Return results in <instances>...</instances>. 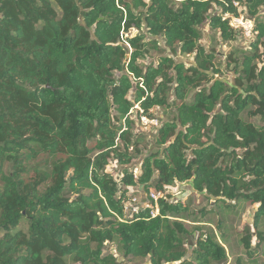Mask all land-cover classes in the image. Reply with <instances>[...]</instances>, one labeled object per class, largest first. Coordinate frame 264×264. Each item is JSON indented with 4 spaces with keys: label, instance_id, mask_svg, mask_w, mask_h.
Returning a JSON list of instances; mask_svg holds the SVG:
<instances>
[{
    "label": "trees",
    "instance_id": "trees-1",
    "mask_svg": "<svg viewBox=\"0 0 264 264\" xmlns=\"http://www.w3.org/2000/svg\"><path fill=\"white\" fill-rule=\"evenodd\" d=\"M263 8L264 0H0V264H125L107 252L109 243L125 260L222 263L226 249L212 235L187 259L190 233L176 219L190 213L189 203L167 195L156 217L126 214L130 189L166 193L191 180L224 210L257 206L256 233L246 227L242 243L249 256L260 253ZM226 15L251 21L254 36L229 57L231 88L209 74L216 56L201 45L207 23L225 42L245 36ZM157 38L195 65L163 55L146 64L162 51ZM136 106L149 116L156 108L175 113L161 122L137 176ZM111 160L122 168L118 178L107 171Z\"/></svg>",
    "mask_w": 264,
    "mask_h": 264
},
{
    "label": "rangeland",
    "instance_id": "rangeland-1",
    "mask_svg": "<svg viewBox=\"0 0 264 264\" xmlns=\"http://www.w3.org/2000/svg\"><path fill=\"white\" fill-rule=\"evenodd\" d=\"M261 15H264V8L261 10ZM238 20L243 19V24L247 28L245 31V36L240 37L234 42H225L221 39L220 35L213 31L208 23L201 28L202 40L201 45L205 48L208 53H214L216 56L215 67L209 74L214 78V81H221L227 85V87H235V80L237 74L235 72L236 66L229 60L231 54H237V50H247L249 49L250 42L254 40V36L246 34L247 31L252 32L253 23L249 20H246L245 17L237 18ZM231 21V20H230ZM238 25V24H237ZM159 47L162 50L161 52L151 51V54L148 58L145 59L146 64L156 63V59L159 55L169 56L174 58L177 62L184 63L186 66L195 65L193 55H182L180 50H171L165 46V41L162 38H157ZM230 61V62H229ZM115 76L118 77L119 74L115 73ZM212 85V84H210ZM209 85V86H210ZM136 94L135 88L130 92L129 98L134 100ZM134 109L131 114L135 113ZM155 116L159 117L161 122L165 120H174L175 113L169 114V111H162L156 108L154 113ZM244 118L247 121H251L246 115ZM134 137H140L141 145L139 146L140 153L136 155L130 168L134 171L140 169L142 163L146 156L150 155L154 149L155 145V135L153 132L146 131L141 127L137 121H135L133 126ZM121 167L115 160H111L110 165L107 167V171L111 173L114 177H119ZM6 171H10V167L6 166ZM139 173V172H138ZM154 190V188L150 189ZM148 191V193L150 192ZM141 192H146L144 187L140 186L136 189H130L131 197H136L140 201ZM147 193V192H146ZM170 195V201L172 202H186L191 205V211L189 214L179 216L176 220L182 222L189 231L187 236V248L188 256L187 259H190L193 249L196 248V242L200 237L206 235H212L219 242L227 252V260L222 263L213 262L212 264H237V261L240 260L242 264H264V247L261 248L262 251L257 253L256 256L251 257L247 254L242 240L245 237L246 227H249L253 233L255 228L253 227L255 212L257 206H242L233 210H224L222 206L217 204V200L214 198L203 199L201 194H198L193 187L188 184H176L173 187L167 188L166 193H162L163 197ZM206 208L208 211L207 215H202L201 210ZM220 221L223 222V227H219ZM259 230L264 233V219L259 225ZM226 233L228 241H222V233ZM258 244V239L256 235H253L252 246L256 247ZM119 246L117 243H109L106 246L107 252L112 253L116 256L119 261L124 262L125 264H149V261L143 259H134L128 258L124 259L122 254L118 251ZM68 264H75L71 259H67Z\"/></svg>",
    "mask_w": 264,
    "mask_h": 264
},
{
    "label": "built area",
    "instance_id": "built-area-1",
    "mask_svg": "<svg viewBox=\"0 0 264 264\" xmlns=\"http://www.w3.org/2000/svg\"><path fill=\"white\" fill-rule=\"evenodd\" d=\"M225 19L231 20V26L234 28H239L240 26L247 28L243 24V19L238 20L237 18L230 17L226 15ZM238 24V25H237ZM251 31H247L246 34L250 35ZM135 109L137 113L134 114V121L143 127L148 132H153L156 134L159 131L161 126V120L159 117L155 116L154 113L156 109L151 111V115H145L139 106H136ZM158 109V108H157ZM159 110V109H158ZM130 152H133V148H130ZM138 169L135 171L134 175H138ZM144 199L140 197V201L136 197H131V199L125 205V211L128 216L139 213L141 210H149L152 217H156L159 214L158 200L164 198L162 193H159L154 190H150L149 193H144Z\"/></svg>",
    "mask_w": 264,
    "mask_h": 264
},
{
    "label": "water",
    "instance_id": "water-1",
    "mask_svg": "<svg viewBox=\"0 0 264 264\" xmlns=\"http://www.w3.org/2000/svg\"><path fill=\"white\" fill-rule=\"evenodd\" d=\"M124 69H125V68H124ZM115 91H116V88H114V90H113V92H112V94H111V97L114 96ZM187 183L190 184V185L193 187V189H194V182H193V180H191V181H189V182H187ZM203 194H205V193H203Z\"/></svg>",
    "mask_w": 264,
    "mask_h": 264
},
{
    "label": "crops",
    "instance_id": "crops-1",
    "mask_svg": "<svg viewBox=\"0 0 264 264\" xmlns=\"http://www.w3.org/2000/svg\"><path fill=\"white\" fill-rule=\"evenodd\" d=\"M135 113H137V110H136ZM135 113H134V114H135ZM134 114H133V113L131 114V118H134ZM144 193H145V192H141V196H142L143 199H144V197H145V196H144Z\"/></svg>",
    "mask_w": 264,
    "mask_h": 264
}]
</instances>
